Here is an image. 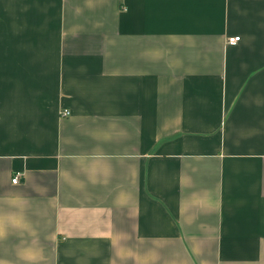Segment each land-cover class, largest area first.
<instances>
[{
	"label": "crops",
	"instance_id": "1",
	"mask_svg": "<svg viewBox=\"0 0 264 264\" xmlns=\"http://www.w3.org/2000/svg\"><path fill=\"white\" fill-rule=\"evenodd\" d=\"M0 264H264V0H0Z\"/></svg>",
	"mask_w": 264,
	"mask_h": 264
},
{
	"label": "built area",
	"instance_id": "2",
	"mask_svg": "<svg viewBox=\"0 0 264 264\" xmlns=\"http://www.w3.org/2000/svg\"><path fill=\"white\" fill-rule=\"evenodd\" d=\"M240 40H241L240 37H232V38H230V39L228 40V43H229L230 45H237V44L240 42ZM64 116H65V117H68V116H70V113H69V112H66ZM13 183H14V184L19 183V176H16V177L13 179Z\"/></svg>",
	"mask_w": 264,
	"mask_h": 264
}]
</instances>
